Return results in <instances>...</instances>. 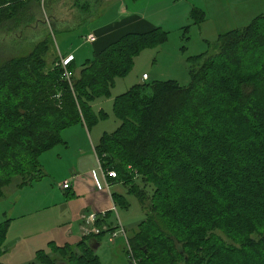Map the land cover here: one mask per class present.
<instances>
[{
	"label": "trees",
	"instance_id": "16d2710c",
	"mask_svg": "<svg viewBox=\"0 0 264 264\" xmlns=\"http://www.w3.org/2000/svg\"><path fill=\"white\" fill-rule=\"evenodd\" d=\"M47 1L0 0V28L20 27ZM192 17L199 23L205 15L193 8ZM49 35L0 63V200L16 176L24 185L44 175L40 156L65 143V129H90L106 116L93 101L110 97L136 56L169 38L158 26L125 33L64 67ZM207 44L187 56V84L153 80L115 96L120 124L95 147L125 188L113 193L116 207L129 208L134 195L144 210L129 236L137 264H264V14ZM11 226L12 218L0 220V258ZM95 236L50 242L51 252L37 250L32 264H101L89 245Z\"/></svg>",
	"mask_w": 264,
	"mask_h": 264
},
{
	"label": "crops",
	"instance_id": "0c3cea01",
	"mask_svg": "<svg viewBox=\"0 0 264 264\" xmlns=\"http://www.w3.org/2000/svg\"><path fill=\"white\" fill-rule=\"evenodd\" d=\"M99 5L104 6L103 13L100 12V14L102 13L103 21L90 32L95 34L96 40L94 42L86 41L93 43L94 46L93 52L85 54L86 59L91 58L90 55L92 53L94 55L125 33L146 32L157 26L169 33L175 30L178 31L176 46H179L182 41L191 39L189 31L191 28L198 26L192 17V10L195 6L192 0H98ZM165 43L160 45V49L157 52H163V47L166 46ZM183 49H185L184 46ZM146 50L148 49L144 51ZM150 51L153 52H148L144 55L140 53L136 56L131 73H134L139 65L146 61L150 53H157L154 50ZM181 52L182 50H178V55H175V53L167 55V59L171 61H169V68L166 73L169 78H175V80L182 83L187 82L189 75L186 62L187 56ZM68 54H74L77 60L76 53L69 51L64 53L61 51L62 56ZM86 59L79 62V64L84 63ZM175 63L177 64L174 68ZM173 68L179 74V77L173 75ZM144 74L148 75V80L152 76L155 78L160 76L156 74L150 75V73L146 72H143L142 77H139L138 74L136 77L134 74H129L127 76L131 82L129 84L125 83L124 80H120L121 78L126 79V76L117 78L112 86L111 96L100 98H107L106 101L112 100L113 102L115 96L124 93L135 84L146 81L143 79ZM96 100L92 104L93 108H96ZM100 109L103 108L101 107ZM106 114L109 116L108 112ZM115 124L114 122V126ZM78 125H80L79 128L75 129H78L76 132L80 138H74L75 143L77 142V146H74L75 157L68 165L65 167V164L62 163L60 151L56 150L51 154L54 155L51 162L61 165V170L64 169L63 171L59 173L56 169L57 166L52 165L46 168L49 169L48 171L45 169L46 172H42L44 174L42 175L43 179L25 183L24 185H20L22 182V179H20L13 181L4 188L2 199H7L10 207L3 211V219L12 218V226L7 240L9 248H16L23 243L22 239L25 240L28 237H32L29 247H23V249L29 251V248L32 247L33 250V244L38 240L37 237L39 236L37 232L42 227H44L46 232L47 246L50 242L58 246L75 245L89 235L88 229L91 224H88L82 217L84 213H105L101 226L112 228V230L118 226L119 220H117L116 216L117 207L113 199V193L125 192V188L113 178H106L99 167L95 147L103 132L98 133L96 138H92L90 129L85 125ZM64 139L65 143L63 145L64 148H67L72 141L70 138ZM45 177H47V180ZM67 180L72 185L69 188H63L62 184ZM108 184H110L109 188ZM107 234L109 232L102 235ZM99 236H95L100 242L97 250H94L96 254L103 245ZM118 239L111 241L114 247H117L121 240ZM6 252H8V249H6ZM34 256H36L35 250ZM2 263L4 262L2 261ZM128 263L129 261L124 264Z\"/></svg>",
	"mask_w": 264,
	"mask_h": 264
},
{
	"label": "rangeland",
	"instance_id": "374dc122",
	"mask_svg": "<svg viewBox=\"0 0 264 264\" xmlns=\"http://www.w3.org/2000/svg\"><path fill=\"white\" fill-rule=\"evenodd\" d=\"M90 1L91 4L89 7L81 8L75 7V2L73 0H48L46 7L44 6V3H41L42 11L35 10L31 12L34 17L32 16L31 18L28 14H26V17L29 18L25 20L20 27L13 28L12 30L0 28V35L4 34V39H0V63L16 54H24L30 51L33 45L43 39L49 32L51 33L49 36L53 41L58 54L61 55V51L64 53L68 51L76 53L78 64L79 62L85 60V54L93 52L94 49L93 43L86 42L85 36L100 25L103 21L101 14L104 11V6H98V0ZM192 1L195 4L194 8H196L197 16L198 14H201V12H204L205 18L203 21L200 20V22L197 23V27H193L189 31V37L191 39L184 40L179 46H176L178 31H170V36L168 41L165 43L166 46L163 47V52H157L159 51L160 46L156 48H148L146 51L143 50L141 52L143 55L148 52H153L150 50H154L157 53H150L146 61L139 65L138 69H136L134 73H131L132 71H130L127 76H129V74H134L136 77L138 74L139 77H142L143 72L150 73V75H160L159 78L152 76L149 80L147 79L148 76L145 78L143 77L146 81L142 83L151 82L153 80L172 79L169 78L166 73L169 68V61H171L167 59V55L169 53H175V55H178V50H182V54L189 56L204 52L208 48L207 42L216 40L220 33L235 28H242L248 25L255 17L264 14V0ZM100 12L102 13L100 14ZM33 18L37 19V21L33 22L32 24L35 23V25L30 27L32 25L31 21ZM199 25H201V27H199ZM10 32L15 34L18 33L19 36L14 34L8 36V33ZM183 46L185 49H183ZM90 56L92 57L93 53ZM176 64L177 63L174 64V68ZM174 68L172 70L173 75H177L179 77V74ZM120 80H124L127 84L131 83L128 77L126 79L121 78ZM189 80L190 78L188 76L187 82L182 83L187 84ZM106 99L107 98H100L95 101L97 102V109L94 107L96 109L95 112L99 114L101 111H107L109 116H104L90 128V136L92 138H96L97 134L100 132L104 133V131L110 132L113 129L115 130V128H117L120 124V120L115 117L112 111V100L106 101ZM99 107H102L103 109H100ZM114 122L116 123L115 126ZM79 126L80 125L75 124L63 131V139L70 138L72 141L67 148H64L63 143H61L53 149L44 152L40 156L41 172H46L45 169L51 167L52 165L57 166L55 167L59 173L64 170H61V165L51 162V159L54 156L51 154H53L52 152H55L56 150L61 152L62 163L65 164V167L75 157L74 146H77V142L75 143L74 138H80L78 136L79 134L76 132L78 129L75 128H79ZM46 170L48 171L49 169ZM43 178L44 177L42 175H36L30 182ZM46 178L47 177H45V179ZM20 179H22L21 176H16L14 181H18ZM127 198L130 201V207L127 209L118 207L116 216L117 220H119L118 222H121L122 226L127 231L128 236H131L137 231L139 223L145 218V213L136 196L128 195ZM9 207L7 199L0 200V220H4L3 211ZM37 234H39V236L37 237L38 240L33 244V250L32 247L29 248V251L23 249V247H29L32 237H28L25 240L22 239L23 243L13 249L9 248L7 242L4 247L5 251L1 256L4 264H32V262L36 260L34 250L35 252L37 250H45L46 253H50L51 245L50 243L48 246L46 244L47 240L44 227H42ZM99 237H101L103 242V245L97 252V254L100 255L101 264H124L129 261V253L126 249L123 237H118L121 240L117 247H114L113 242L109 241V234L100 235ZM6 249H8V252H6ZM58 264L63 263L60 261Z\"/></svg>",
	"mask_w": 264,
	"mask_h": 264
},
{
	"label": "built area",
	"instance_id": "2783aa9c",
	"mask_svg": "<svg viewBox=\"0 0 264 264\" xmlns=\"http://www.w3.org/2000/svg\"><path fill=\"white\" fill-rule=\"evenodd\" d=\"M85 40L88 42H94L96 40V36L93 33H89L85 36ZM74 55L73 54H69L67 56H63L61 57V61L64 67H66L68 65V63L73 59ZM68 73V72H67ZM147 74H144L143 77H147ZM98 157V163H99V167L102 170L104 176L107 177H116V171L115 170H110V169H105L102 166V161L100 159V157L97 155ZM71 182L70 181H64L62 186L63 188H69L71 186ZM108 184V188H109ZM105 216V213L99 214V213H90V214H83V218L86 220V222L88 224H91V226L88 229V233L89 234H95V235H99L102 234L103 232H109V241H115L116 238L118 237H123L125 240V245H126V249L129 253V258L132 259L133 264H137V259L134 257L133 254V250L131 248L130 245V241H129V236L127 234V231L125 230V228L122 226L121 222H118V226L115 227V229L111 230V228L108 227H103V226H99L97 224V221L99 218Z\"/></svg>",
	"mask_w": 264,
	"mask_h": 264
},
{
	"label": "water",
	"instance_id": "95a60500",
	"mask_svg": "<svg viewBox=\"0 0 264 264\" xmlns=\"http://www.w3.org/2000/svg\"><path fill=\"white\" fill-rule=\"evenodd\" d=\"M100 242L95 238H91L89 240V245L93 250H97L98 246H99Z\"/></svg>",
	"mask_w": 264,
	"mask_h": 264
}]
</instances>
